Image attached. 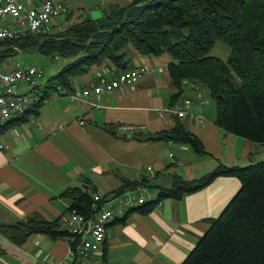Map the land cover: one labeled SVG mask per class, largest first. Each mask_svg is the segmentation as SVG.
Returning a JSON list of instances; mask_svg holds the SVG:
<instances>
[{
  "label": "crops",
  "instance_id": "1",
  "mask_svg": "<svg viewBox=\"0 0 264 264\" xmlns=\"http://www.w3.org/2000/svg\"><path fill=\"white\" fill-rule=\"evenodd\" d=\"M68 1L70 21L77 23L93 10L102 11L104 17L135 0ZM67 16L58 19L54 32ZM129 57L135 68L145 69L136 84L82 99L57 94L44 103L38 117L0 134V223H16L36 214L60 220L71 204L60 194L80 186L85 178L98 194L114 197L112 192L120 186L116 174L132 181L149 178L152 186L167 188L173 174L194 180L213 171L219 162L232 166L248 158L254 148L215 125V114L199 96L203 88L187 86L181 100L170 106L168 55L141 56L131 49ZM119 73L108 65L93 69L74 80L70 92L90 89L101 76L113 79ZM185 98L192 100L187 111L195 117L184 121L209 156L199 157L185 145L130 138L132 130L154 134L170 129L174 120L166 111ZM109 124L118 125L116 136L104 129ZM240 186L234 177H221L181 201H163L148 215L134 212L125 224L119 221L126 213L118 212L107 227L99 264H182L210 227L208 220L220 216ZM124 196H145L151 201L157 191L141 188ZM60 224L68 230L62 220ZM72 242V238L53 240L37 234L16 246L0 236V247L6 251L0 264H76Z\"/></svg>",
  "mask_w": 264,
  "mask_h": 264
},
{
  "label": "trees",
  "instance_id": "2",
  "mask_svg": "<svg viewBox=\"0 0 264 264\" xmlns=\"http://www.w3.org/2000/svg\"><path fill=\"white\" fill-rule=\"evenodd\" d=\"M67 15L72 17L71 12ZM87 18L81 16L63 31L35 33L0 43V62L18 52L31 51L70 60L57 75L37 87V101L27 111L0 123V134L38 117L44 103L60 94V88L72 89L77 77L93 69L108 65L117 69L118 75L135 69L129 57L132 49L141 56L171 58L167 71L171 107L181 100L185 88L194 84L195 89L201 87L210 93L216 109L214 123L219 129L264 145V0H135L99 21ZM218 41L230 48L227 60L211 55ZM172 119L174 125L166 131L153 134L132 130L129 136L139 142L185 145L199 157L209 156L184 119ZM117 128L113 124L104 127L115 136ZM116 176L120 186L112 192L114 197L103 196L98 209L128 191H157L155 199L118 211L126 213L119 221L122 224L134 212L148 215L163 201H181L218 178L238 179L239 191L219 217L208 220L210 227L182 264H264V162L247 167L219 162L213 171L194 180L173 174L167 188L152 186L149 178L132 181L122 174ZM95 194L97 190L85 178L80 186L64 190L60 197L71 202L67 213L76 211L88 221L96 211ZM60 220L49 221L36 214L16 223H0V236L16 246L26 244L37 234L53 240L72 238L71 248L78 264L80 237L68 227L62 229ZM5 253L0 247V256Z\"/></svg>",
  "mask_w": 264,
  "mask_h": 264
},
{
  "label": "built area",
  "instance_id": "3",
  "mask_svg": "<svg viewBox=\"0 0 264 264\" xmlns=\"http://www.w3.org/2000/svg\"><path fill=\"white\" fill-rule=\"evenodd\" d=\"M71 8L68 0L62 3L52 0H0V43L35 33H50L58 19L66 16ZM144 73L143 67H137L113 79L101 76L90 89L70 92L60 88V94L74 99H82L91 94L101 95L136 84ZM43 80L44 71L34 66L26 69L0 68V123L27 111L32 103L37 101V87L43 84ZM189 86L197 88L194 84ZM191 105V99H184L181 104L168 109V114L165 113L180 119L194 118L195 115L187 111ZM198 120L202 122V118L199 117ZM102 199L101 194L94 195L96 211L88 221L76 211H71L61 218L62 222L80 237L78 264H99L98 256L106 241L107 225L115 213L147 201L145 196L136 199L123 196L110 199L106 208L98 209L97 203Z\"/></svg>",
  "mask_w": 264,
  "mask_h": 264
},
{
  "label": "rangeland",
  "instance_id": "4",
  "mask_svg": "<svg viewBox=\"0 0 264 264\" xmlns=\"http://www.w3.org/2000/svg\"><path fill=\"white\" fill-rule=\"evenodd\" d=\"M72 24L74 23L70 21V18H66L65 21L57 27L55 32H58L59 30H63L67 28L68 26H71ZM129 51L130 50L128 49V52ZM211 55L216 56L222 60H227V58L230 55V48L226 44H224L222 41H218L215 47L213 48V50L211 51ZM69 62L70 60H66V59L56 60L52 56H47L39 52H32V51L31 52H18L2 60L0 62V68L2 69H15V68L26 69L31 66L40 68L44 71V83L46 84L47 81L51 77L57 75L59 71L64 66H66ZM76 79H78V77ZM21 90L23 91L24 89L21 88ZM199 96L207 102L210 110L212 109L213 114L216 115L215 104H214L212 97L210 96V93L207 90L203 89L199 93ZM185 99H188V98H185ZM249 143L251 144V147L254 148V150L251 151L248 158L243 163L239 164V166L241 167H247L249 165L264 162V145H260L257 143H251V142Z\"/></svg>",
  "mask_w": 264,
  "mask_h": 264
},
{
  "label": "water",
  "instance_id": "5",
  "mask_svg": "<svg viewBox=\"0 0 264 264\" xmlns=\"http://www.w3.org/2000/svg\"><path fill=\"white\" fill-rule=\"evenodd\" d=\"M103 18V13L100 10H93L90 12L89 17L87 18V21H99Z\"/></svg>",
  "mask_w": 264,
  "mask_h": 264
}]
</instances>
